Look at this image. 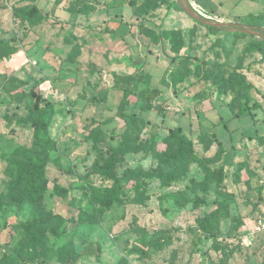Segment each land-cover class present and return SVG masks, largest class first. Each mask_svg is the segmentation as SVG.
<instances>
[{
	"label": "rangeland",
	"instance_id": "obj_1",
	"mask_svg": "<svg viewBox=\"0 0 264 264\" xmlns=\"http://www.w3.org/2000/svg\"><path fill=\"white\" fill-rule=\"evenodd\" d=\"M86 1L0 0V196L15 184L11 154L32 146L34 122L53 143L39 204L22 200V187L0 199V264H264V235L253 232L264 207L262 38L203 25L176 0ZM188 1L204 17L264 27L263 0ZM118 24L122 40L110 35ZM142 34L166 41L164 74L175 72L179 98L171 108L143 91ZM193 107L236 118L191 138L195 160L172 162L167 119ZM71 249L73 262L59 258Z\"/></svg>",
	"mask_w": 264,
	"mask_h": 264
},
{
	"label": "trees",
	"instance_id": "obj_2",
	"mask_svg": "<svg viewBox=\"0 0 264 264\" xmlns=\"http://www.w3.org/2000/svg\"><path fill=\"white\" fill-rule=\"evenodd\" d=\"M119 1L118 3H120ZM116 4L117 2H112ZM39 11L33 7L32 10L27 12V18L30 22H32V19ZM263 15L259 14L257 17H261ZM225 33V32H224ZM228 34V33H225ZM238 34V33H233ZM261 41H264V39H259ZM156 41V40H152ZM173 59H171L172 62ZM177 77L173 70H170V82L171 86L175 92L176 85H177ZM143 91H148L153 94H157L158 90L155 88H148L145 87ZM30 93L32 97L35 99L34 106L32 108H29L30 111H36L39 109V90L37 87H32L30 90ZM125 97L123 96V99ZM44 106L46 108L50 107L49 102H45ZM116 116L122 120H126L127 117H130V113H127L123 107H120L116 111ZM134 118V117H132ZM152 128H157V124L153 123L151 125ZM175 131L177 134H175ZM203 136H209L207 133H203ZM34 141L30 148L27 147H18L15 149V151L11 154V160L13 163H17V176L15 178V184L12 187L11 191H9L7 194H4L0 196V199H7L9 197H13L15 194H17V189L19 187L23 188V193L18 191V194L21 196L22 200H29L33 203L40 202L39 196L42 194L44 190V185L46 182L45 177V166L47 164V161L49 159L48 149L53 148V143L46 133V123L41 121L34 122ZM165 142H169L175 147L171 149L170 151V160L172 162L179 161V163H182L183 161L188 160H195L196 159V153L193 148V141L191 138H188L185 134L181 132V129L179 127L171 128L169 129L168 135L163 139ZM264 142V141H263ZM262 142V143H263ZM217 144L220 146V141H217ZM155 155L157 153L154 152ZM119 155L118 153H114L112 155V161L118 160ZM111 171V172H110ZM106 173V176H109L113 179V181L118 184L119 179L117 172L115 170H110ZM107 188L105 187H97L93 188L94 193H100L104 192ZM117 189V187H116ZM67 256L65 257H59L61 260L67 261V262H73L75 258L77 257V254L71 249L69 252H67Z\"/></svg>",
	"mask_w": 264,
	"mask_h": 264
},
{
	"label": "crops",
	"instance_id": "obj_3",
	"mask_svg": "<svg viewBox=\"0 0 264 264\" xmlns=\"http://www.w3.org/2000/svg\"><path fill=\"white\" fill-rule=\"evenodd\" d=\"M112 2H114V0L110 1L111 4L109 6L113 5ZM204 2L208 3L210 6H213L215 3H219L222 1H220V0H204ZM96 3H97L96 1L90 0V1H86V3H84V4L95 7L97 5ZM117 4L121 6V3H116V5ZM191 5L195 8V6L192 3H191ZM198 5H200V4L198 3ZM93 9L94 8H92L86 12L78 10V12L80 11L79 12L80 15L84 14V13H88L89 15H91V14L95 13V11H97V9L96 10H93ZM196 10L199 11L200 13H202L199 9H196ZM202 10H204V9H202ZM259 14L264 15V9L262 11H260L258 13V15ZM118 26L119 27H116V29L114 31H112V33L110 35H114L116 38L118 37L117 39L122 40L124 33L128 32V31H122L121 33H119V31L121 30L120 28L123 25L118 24ZM141 38L143 40V45H144L141 48H146V50H147L146 55L142 56L141 61L139 63L143 72H145L147 74V79L144 78L146 80L147 84H144V87L157 89L158 92H160V95H163L164 99H166L167 103H169L168 108H171L170 102L173 101V98H174V100H176V98H178V97H175V93H174V90L171 86V82L168 79V76L166 74H164L166 72V70L168 69L169 64L171 62V59H169L163 51V47H165L164 45H166L165 44L166 41L164 39H161V40H156V41L150 40V42H149V41H147V40H149L148 37L145 36L144 34L141 35ZM153 68L160 69V72L158 74L159 76L157 78V83H158L157 87H151L150 86ZM164 91L167 93L166 96L163 94ZM191 102H192V104H195V102H198V100H195V101L191 100ZM199 106H201V103L199 104ZM196 111H197L196 108H194V107L191 108V110H188L186 112V114L181 115V118L178 121H174L170 116L167 120H168V123H170L172 125H170L168 128L179 127L181 129V132L183 134H185L188 138H194L200 133V131L207 133V134L215 133V130H217V128L220 125L227 127L228 125L226 123H229V122H227V120H230V119L232 120V119L236 118V117H233L232 114H230L229 117L225 118L220 114V112L219 113L214 112L213 114L215 115V117H214V119H212V117L207 116L208 111L207 112L204 111V108L200 110V112H199L200 114L196 113ZM143 112L146 113V111H142V113ZM181 112H184V111L182 110ZM146 114H148V112ZM185 120L187 121V124L184 123ZM156 124H158V123L156 122Z\"/></svg>",
	"mask_w": 264,
	"mask_h": 264
},
{
	"label": "water",
	"instance_id": "obj_4",
	"mask_svg": "<svg viewBox=\"0 0 264 264\" xmlns=\"http://www.w3.org/2000/svg\"><path fill=\"white\" fill-rule=\"evenodd\" d=\"M177 3L184 9V11L194 20L203 25L224 31V32H238L245 33L251 36L264 39V27L256 25H248L243 23L226 22L217 19H210L204 17L197 11L188 0H176Z\"/></svg>",
	"mask_w": 264,
	"mask_h": 264
},
{
	"label": "built area",
	"instance_id": "obj_5",
	"mask_svg": "<svg viewBox=\"0 0 264 264\" xmlns=\"http://www.w3.org/2000/svg\"><path fill=\"white\" fill-rule=\"evenodd\" d=\"M253 232L264 235V207L261 214L254 220Z\"/></svg>",
	"mask_w": 264,
	"mask_h": 264
}]
</instances>
